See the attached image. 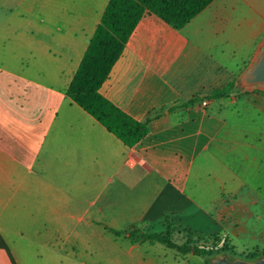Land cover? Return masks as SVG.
I'll return each mask as SVG.
<instances>
[{
    "label": "crops",
    "instance_id": "0c3cea01",
    "mask_svg": "<svg viewBox=\"0 0 264 264\" xmlns=\"http://www.w3.org/2000/svg\"><path fill=\"white\" fill-rule=\"evenodd\" d=\"M108 3L0 0V234L15 263L151 264L120 257L108 230L166 216L264 248L263 108L206 98L254 57L264 0H214L179 30L141 18L100 88L153 116L134 147L66 94Z\"/></svg>",
    "mask_w": 264,
    "mask_h": 264
},
{
    "label": "trees",
    "instance_id": "16d2710c",
    "mask_svg": "<svg viewBox=\"0 0 264 264\" xmlns=\"http://www.w3.org/2000/svg\"><path fill=\"white\" fill-rule=\"evenodd\" d=\"M214 0H109L100 23L90 39L80 65L66 91L67 96L91 115L109 133L115 135L125 146L134 147L149 134V123L153 116L139 121L111 101L106 99L100 88L109 78L113 66L121 57L125 46L141 18L152 13L173 28L179 30L203 11ZM241 93L235 88V79L228 85L216 88L209 96L211 100L227 98ZM198 97L190 99L185 105L194 103ZM166 231L163 234L145 232L139 228L128 231L109 229L116 236H124L132 243H161L175 249L182 255L193 254L209 260L228 249V237L215 235L212 242L195 237L189 230L186 240L177 242L174 235L177 227L168 216L164 218ZM203 240V242H202ZM221 240L227 245L219 246ZM0 249L4 250L11 264H16L9 247L0 234ZM263 254L249 253L246 259H257Z\"/></svg>",
    "mask_w": 264,
    "mask_h": 264
},
{
    "label": "rangeland",
    "instance_id": "374dc122",
    "mask_svg": "<svg viewBox=\"0 0 264 264\" xmlns=\"http://www.w3.org/2000/svg\"><path fill=\"white\" fill-rule=\"evenodd\" d=\"M259 49V47H258ZM257 49V51H258ZM256 51V52H257ZM254 57L249 61L247 66L251 64ZM240 74L235 77V82L238 79ZM237 97L240 100H248L251 104H256L259 107L263 108L262 114L264 117V88L256 87L250 90L243 91L237 94ZM260 114V113H259ZM230 162V160H229ZM233 165L235 163L232 160ZM231 163V162H230ZM174 224V223H173ZM177 227V232L175 233L174 237L177 242L182 243L186 240L187 233L182 229L185 228L189 230L195 237H200L204 239H208V244L212 242L215 235H220L222 237H228V249L225 252H220L218 255H227L230 259H243V260H253V259H246L249 253L257 251L259 254L264 253V248L261 247H248L242 246L237 244L232 236L227 232H216L214 231H200L194 230L189 227L184 226L183 224H174ZM139 228L145 232L155 233V234H163L166 231V225L164 220L161 223H149V222H142L136 223L132 225L130 228L125 229L124 231H130L132 229ZM112 240L114 244L118 246V250L120 252V257H130L135 255L138 259H143L146 261L151 262V264H210V259L215 257H211L208 261L202 257L195 256L193 254L182 255L175 249H169L165 247V245L161 243L149 244L148 242L145 243H132L128 239H125L123 236H116L110 230ZM203 242V240H202ZM227 245L224 243L223 240L219 243V246ZM106 252V251H105Z\"/></svg>",
    "mask_w": 264,
    "mask_h": 264
},
{
    "label": "water",
    "instance_id": "95a60500",
    "mask_svg": "<svg viewBox=\"0 0 264 264\" xmlns=\"http://www.w3.org/2000/svg\"><path fill=\"white\" fill-rule=\"evenodd\" d=\"M264 88V40L259 45L254 59L240 74L235 82V88L240 91L252 88ZM210 264H264V256L253 260L239 258L230 259L227 255H219L210 259Z\"/></svg>",
    "mask_w": 264,
    "mask_h": 264
},
{
    "label": "built area",
    "instance_id": "2783aa9c",
    "mask_svg": "<svg viewBox=\"0 0 264 264\" xmlns=\"http://www.w3.org/2000/svg\"><path fill=\"white\" fill-rule=\"evenodd\" d=\"M207 102H203V105L206 106Z\"/></svg>",
    "mask_w": 264,
    "mask_h": 264
}]
</instances>
